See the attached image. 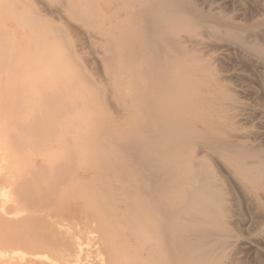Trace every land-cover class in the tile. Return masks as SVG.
I'll return each mask as SVG.
<instances>
[{
	"label": "bare ground",
	"instance_id": "6f19581e",
	"mask_svg": "<svg viewBox=\"0 0 264 264\" xmlns=\"http://www.w3.org/2000/svg\"><path fill=\"white\" fill-rule=\"evenodd\" d=\"M263 31L196 0H0V264H235V190L264 237V130L237 139L253 114L188 38L264 63Z\"/></svg>",
	"mask_w": 264,
	"mask_h": 264
},
{
	"label": "rangeland",
	"instance_id": "374dc122",
	"mask_svg": "<svg viewBox=\"0 0 264 264\" xmlns=\"http://www.w3.org/2000/svg\"><path fill=\"white\" fill-rule=\"evenodd\" d=\"M196 1H198L200 3V5L203 7L213 6V8H215V9H218V10L220 9L223 12H226L234 23H246V22L251 21V19L253 20L255 18H258L259 16H261L264 13V0H258V1H260L259 3L256 0L255 1L252 0L253 2L251 0H242V1L240 0L239 4H238L237 0H234V1L233 0H196ZM255 2H257V4ZM84 30L87 32H91V33H97L96 29H94V28H90V27L85 28L84 27V29H79L80 34H81V32L85 34ZM129 31L132 32V29H130ZM81 36H85V35H81ZM260 37L262 39H264V31L262 33H260ZM195 43H198L199 48H202V50H204V52H206V53L207 52L210 53L211 50L213 52L214 51L216 52L217 58H218L216 60L218 67H220L224 70L222 73V76L226 75V77H224V76L223 77L226 79L228 78L229 81H231L230 83H232V85L229 83L230 86L233 89L235 88V92L238 95L239 99L243 101V102L241 101L243 103V105H241L242 110L246 114H250V115L253 114L251 116L249 115L250 118L248 120H250V121L244 120V119L241 121V124L244 127V129L237 132V139L240 141L247 140L250 137L249 135H247L248 131L256 133L258 131L260 132V130H264V128H262V125L264 123L263 122L264 118H263V121H261L263 123H260V124H259L258 120L255 119L257 117L256 115H258V111L256 112L257 108L262 106V109H264V102L261 103L262 100L264 101V99H263L264 98V63L256 57L246 55L239 46L233 45L232 43H229L227 41L216 40L214 38H209V36H204L201 40H191L188 38V44L189 45H192ZM79 44L80 45L83 44L85 46L84 51H86V53L83 54V57H84L86 64L89 65V68L92 71L91 72L92 76L94 78L103 80V78L105 76L103 74H101V72H99L96 69V65H97V63H99V55L97 54V51L100 50V47L97 46V47L92 49L91 44L87 40L85 41L83 38L81 39V42H79ZM246 57L248 58L247 60H245ZM249 57L250 58L252 57L255 60H253L251 58L252 59V62H251V60H249L250 59ZM95 59H98V60L95 62ZM246 63L248 64V66ZM72 81L74 82V83H72L74 86L78 85V87H79V84H78L79 79L77 81L76 80H72ZM83 94L85 95L86 93L83 92ZM258 99H260L261 101L260 100L258 101ZM257 102L259 103V105H257L258 104ZM112 106L113 105H107V107H106L107 111H103V110L100 111V112H103V116H102V118L96 119V121H93L94 122L93 125H95L94 129H101L98 127L99 126L103 127L107 123L106 119H108V116H109V113L111 112ZM262 109L258 108V110H260V111ZM96 111H99V110L96 109ZM258 126H261V127H259L261 129H259ZM249 140H251V139H249ZM262 141L263 142H261L260 144H262L264 146V139ZM221 168H222V170L224 169V171H226V169L223 168L222 166H221ZM225 173H223V174L227 175V171ZM237 192H238V194H240V192L238 190H235V193H237ZM238 194H237V197H239V198L242 197L241 199L243 201L245 200L244 202L242 201L243 205H245V206H243L241 203V208H240L241 210H240L239 215L236 212V209H238V207L235 204H234L235 207L232 206L233 210L235 208V210H234L235 216H233V219H234V222L238 223V227L240 226L239 230H241V231L243 230V231H242V236L239 235L240 236L239 241L234 245V249L229 251L230 258L231 259L237 258L235 264H264V239H263L264 237L263 238L261 237L262 239H259L258 236L253 235V232L255 230L254 231L252 230V229H254L252 219L255 222V219L253 218L254 215H253V213H251V212H253V209H252L253 205L251 206L252 203L249 200L250 198L244 199L243 196H241V194L240 195H238ZM246 200H247V202H246ZM246 205H247V208H246ZM243 208H244V210H243ZM241 213H243L242 217H240ZM234 217H236V218H234ZM243 217H245V218H243ZM240 218L242 220H239ZM263 218H264V216H262V215H260L259 217L256 218L257 222L260 220L258 223L260 226H262L261 228H264ZM236 219H238V220H236ZM91 227H92V229H90L91 232L99 230L98 224H92ZM241 231H240V234H241ZM80 232L82 233L81 237L83 238V240H88V239L94 238L96 235L99 237V234H96L95 232H94V234H89L87 229H82ZM249 232H250V234L252 233V236H253V238L255 237V239H253V240L251 239L252 236L249 234ZM78 234H79V232H78ZM247 235H248V237H247ZM98 237H96L95 239L97 240ZM249 238L252 242L249 240ZM254 240H256V241H254ZM92 242H94V241H92ZM100 243H101L100 246L103 247L101 241H100ZM103 252L105 253L104 255L106 257V260H107L106 262L108 264V261H109L108 255H106L105 250H103ZM94 264H103V262L102 261H100V262L96 261V262H94Z\"/></svg>",
	"mask_w": 264,
	"mask_h": 264
}]
</instances>
